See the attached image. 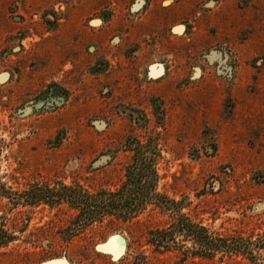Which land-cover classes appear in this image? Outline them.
I'll list each match as a JSON object with an SVG mask.
<instances>
[{"label": "rangeland", "instance_id": "rangeland-1", "mask_svg": "<svg viewBox=\"0 0 264 264\" xmlns=\"http://www.w3.org/2000/svg\"><path fill=\"white\" fill-rule=\"evenodd\" d=\"M140 152L170 208L36 200L113 191ZM52 259L264 264V0H0V264Z\"/></svg>", "mask_w": 264, "mask_h": 264}, {"label": "trees", "instance_id": "trees-1", "mask_svg": "<svg viewBox=\"0 0 264 264\" xmlns=\"http://www.w3.org/2000/svg\"><path fill=\"white\" fill-rule=\"evenodd\" d=\"M124 181L120 187L109 192L101 191L96 194H88L72 188L61 191H48L36 200H66L78 207V222L87 224L104 215H114L118 218L134 217L148 204H155L164 208H170L171 202L162 194L156 192L158 174L155 157L153 154L138 153L133 156L125 168ZM189 236L200 245L201 251L211 255L216 251L235 252L238 250L236 240L227 241L222 237H216L204 227L184 224ZM201 231V236L199 234ZM167 235V236H166ZM171 233L157 236L158 241L171 239Z\"/></svg>", "mask_w": 264, "mask_h": 264}, {"label": "water", "instance_id": "water-1", "mask_svg": "<svg viewBox=\"0 0 264 264\" xmlns=\"http://www.w3.org/2000/svg\"><path fill=\"white\" fill-rule=\"evenodd\" d=\"M53 260H61L64 264H67L66 261L64 259H52V260H48V261H45L41 264H48L49 262L53 261Z\"/></svg>", "mask_w": 264, "mask_h": 264}, {"label": "bare ground", "instance_id": "bare-ground-1", "mask_svg": "<svg viewBox=\"0 0 264 264\" xmlns=\"http://www.w3.org/2000/svg\"><path fill=\"white\" fill-rule=\"evenodd\" d=\"M112 240V239H111ZM116 241V240H115ZM111 242V241H110ZM121 242V241H120ZM116 243V242H115ZM122 243V242H121ZM112 244V243H111ZM117 244V243H116ZM110 247H111V245H110ZM112 247H114V246H112ZM116 247V246H115ZM54 261V260H53ZM62 261H60V263H61ZM49 263H51V264H54V263H52V262H49ZM57 263V262H56ZM58 264V263H57ZM64 264V263H63Z\"/></svg>", "mask_w": 264, "mask_h": 264}, {"label": "flooded vegetation", "instance_id": "flooded-vegetation-1", "mask_svg": "<svg viewBox=\"0 0 264 264\" xmlns=\"http://www.w3.org/2000/svg\"><path fill=\"white\" fill-rule=\"evenodd\" d=\"M142 1L145 2V3H147V2L152 1V0H142Z\"/></svg>", "mask_w": 264, "mask_h": 264}]
</instances>
